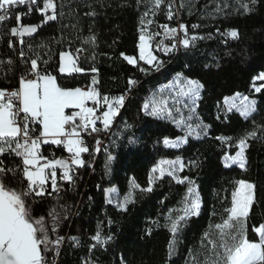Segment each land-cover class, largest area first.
I'll return each instance as SVG.
<instances>
[{"label": "snow or ice", "instance_id": "6c2138e0", "mask_svg": "<svg viewBox=\"0 0 264 264\" xmlns=\"http://www.w3.org/2000/svg\"><path fill=\"white\" fill-rule=\"evenodd\" d=\"M135 2L137 8L142 9L138 14V39L134 49V53L138 55H128L125 52L120 55L138 71L145 74L159 72L165 61L156 53L167 56L180 47L186 50L194 47L197 40L206 38L194 32L190 35V29L178 20L176 27L156 22L158 13H162L168 21H173L177 19L181 9L189 7L191 11L194 5L181 2L177 6L174 0ZM258 2L259 0H238V3L230 4L229 0H221L215 4L214 12L223 13L228 9L229 12L238 10L241 14H247L253 11ZM97 3L100 7L105 6L104 0H85L84 6L89 9L85 16L98 15L95 7ZM64 7V0H0V39L6 41L8 49L14 53L18 51L17 60L9 56L7 60H0V67L15 76V65H23L15 85L0 88V264H57L56 258L61 255L62 245L67 244L73 249L85 247L81 237L61 235L58 231L62 222L71 215V205L65 201L62 193L65 186L67 190H74L78 169L86 164L90 166V161L86 160L84 154L91 156L102 146L101 140L96 139L95 146L90 148L87 139L93 134L98 136L111 130L125 106L128 93L138 83L134 79H128L124 93L103 94L99 88L98 69L95 66L90 71L97 75H93L86 89L59 82L74 73L84 72L85 69L80 65L81 54L89 49L94 52L97 44V35L91 25L87 29L88 35L81 32L79 17L78 23L72 25V28L77 32L82 46L72 51L59 50L58 67L55 71L60 76L41 66H49L52 50L45 52L48 59L42 60L40 54L33 50L29 39L34 40L43 27L62 19L65 15ZM34 12L39 13V22L24 23ZM13 19L15 23L10 24ZM63 27L67 26H62L61 31ZM199 27L200 25L193 24L191 29ZM221 35L238 39L239 32L232 28ZM207 38H211V33ZM55 43L59 45L61 41L57 40ZM18 45H27L32 55H26L23 47L17 49ZM46 46L43 41L37 45L41 49ZM91 60L95 61V55H91ZM251 79L254 92L264 95V71ZM258 81L261 82L259 85ZM203 89L204 85L199 80L177 72L168 83L160 85L159 89L143 98L140 111L145 116L167 120L184 133L175 139L165 137L162 140L164 147L179 148L188 142L190 136L199 139L201 134L207 135L209 126L200 121L197 113V102L201 99ZM223 103L227 112L234 110L245 120L251 119L252 114L257 111L256 100L239 92L225 96ZM98 122L102 127L97 126ZM131 127L132 125L124 123L125 129ZM257 138L264 139V125L254 123L252 130H245L242 135L235 137V155L225 153L222 157L224 166L238 164L241 169H246V151L250 141ZM215 139L222 144H231L234 138L217 136ZM128 143L134 145L137 141L129 137ZM53 145L68 155L57 157L55 154L46 155L42 151L44 146ZM113 160L111 154L107 155L106 175L111 172ZM190 164L198 167L196 161H191ZM186 166L180 157L174 160L160 159L149 170L146 187H142L134 177L128 178V189L122 199L117 194V187L103 189L105 203L114 204L119 212H127L128 205L135 203V193L152 192L157 181L170 177L176 184L186 185V191L178 202L181 207L176 211L170 209L164 218L163 226L170 233L168 258L174 255L179 235L189 218L198 216L201 210L195 181L180 175ZM232 185L230 203L225 201L222 205L220 222L209 225V229L201 237L200 248L189 250V259L185 264H264V223L252 226L254 239L250 238L248 226L256 185L245 179H236ZM45 199H50L47 211L37 215L35 207ZM112 223L109 218L107 224ZM153 223L158 224L159 221ZM89 239L87 254L80 264H99L98 258L94 256L95 250H107V246L115 240V235L111 231L105 232L103 222H98ZM118 264H127V261L121 258Z\"/></svg>", "mask_w": 264, "mask_h": 264}, {"label": "trees", "instance_id": "16d2710c", "mask_svg": "<svg viewBox=\"0 0 264 264\" xmlns=\"http://www.w3.org/2000/svg\"><path fill=\"white\" fill-rule=\"evenodd\" d=\"M181 2L194 7H191V11L189 7L181 9L173 21H168L162 13H158L157 24L169 23L175 27L178 20L186 24L190 35L194 32L206 38L197 40L195 46L187 50L180 47L167 56L158 54L165 61L159 72L142 73L120 55L121 52L138 55L134 49L138 39V14L142 9L137 8L135 0H104V7L97 3L96 17L85 16L89 11L84 6L85 0H64V17L43 27L34 40L29 39L33 50L40 54L42 60L48 59L44 53L52 50L49 66H41L60 76L55 71L59 50L72 51L82 46L77 32L72 28V25L78 23L79 17L81 32L88 35L87 29L91 25L97 35V44L94 52L89 49L81 54L80 65L85 71L74 73L59 82L87 87L93 75H97L90 71L92 66L98 69L99 88L103 94H122L127 90L128 79L138 82L128 93L125 106L107 132L105 150L100 151L96 157L95 152L91 156L84 154L90 166L86 164L78 169L74 190H67L65 186L62 194L71 205V215L62 222L58 231L61 235L81 237L85 247L73 249L65 244L60 264H80L87 254L86 246L98 222H103L105 232L111 231L115 235V240L107 246V250H95L94 256L98 258L99 264H118L121 258L127 264H185L189 259V250L200 248L201 237L209 225L220 222L222 205L225 201L230 203L232 182L236 179H245L256 185L255 201L248 219L250 238H255V233L251 232L252 226L264 223V139L250 141L246 151V169L235 165L225 167L222 161L225 153H235V137L242 135L245 130H252L254 123L264 125V95L253 92L251 79L264 71V0H259L253 11L247 14H241L238 10L229 12L228 9L223 13L214 12L215 4L221 0H174L177 6ZM229 3L236 4L238 0H229ZM39 19V13L34 12L24 23H38ZM9 23L14 24L15 20ZM193 24L200 27L192 30ZM62 26L67 27L61 31ZM232 28L238 30V39L221 35ZM209 33L211 38H207ZM57 40L61 44L55 43ZM41 41L47 45L43 49L37 47ZM20 47L24 48L26 55H32L27 45H18L17 49ZM91 55H95L94 62ZM9 56L17 60L18 51L14 53L7 48L6 41L0 39V60H7ZM22 68L23 65L16 64V75L13 76L7 69L0 67V88L14 86ZM177 72L199 80L204 85L201 99L197 102V113L200 121L209 127L207 135L201 134L199 139L190 136L181 147L168 148L164 147L162 140L165 137L175 139L182 136L183 132L167 120L145 116L140 106L146 95L168 83ZM237 92L255 98L257 111L251 119L245 120L235 111L224 110L223 98ZM125 122L132 127L125 129ZM217 136H230L234 139L231 144H222L215 139ZM129 137L137 143L129 144ZM93 141V137L88 138L90 148L93 147ZM53 147L44 146L43 152L48 155L49 149ZM55 150L64 152L58 147ZM109 154L114 160L110 174L106 175L105 162ZM176 157H180L187 165L180 175L188 176L196 183L201 210L198 216L189 218L179 235L174 255L168 258L170 233L163 226L164 218L170 209L176 211L181 207L178 202L186 191V185H178L170 177L157 181L152 192L135 193V203L128 205L127 212H119L114 204L105 203L103 189L117 187V194L122 199L128 189L129 177H134L136 182L146 187L147 174L154 163L162 158L174 160ZM191 161H196L198 167H192ZM89 197L92 199L89 200ZM49 203L50 199L38 203L35 213H46ZM109 218L113 221L111 225L107 224Z\"/></svg>", "mask_w": 264, "mask_h": 264}, {"label": "built area", "instance_id": "2783aa9c", "mask_svg": "<svg viewBox=\"0 0 264 264\" xmlns=\"http://www.w3.org/2000/svg\"><path fill=\"white\" fill-rule=\"evenodd\" d=\"M177 26V25H176ZM175 26V27H176ZM182 35V34H181ZM157 55L159 54V55H164L163 53H156ZM164 56H166V55H164ZM89 106H91V105H89ZM97 125H100L99 124V122H98V124ZM107 133H104V132H102V133H100L98 136L96 135V134H93V139H94V141H93V147L95 146V140L96 139H99V140H101V142H102V146L100 147V149H102V152L105 150V148H106V146H107V142H106V138H107ZM87 142H88V139H87ZM57 146H55L54 145V147L53 148H50L49 149V152H48V155H51V154H55L57 157H66L68 154L66 153V152H62V153H60V152H57V150H55V148H56ZM42 151H43V148H42ZM94 153V152H93ZM61 247H64V245H62ZM49 259H52V257H49ZM57 259V264H60V262H61V257H57L56 258Z\"/></svg>", "mask_w": 264, "mask_h": 264}, {"label": "rangeland", "instance_id": "374dc122", "mask_svg": "<svg viewBox=\"0 0 264 264\" xmlns=\"http://www.w3.org/2000/svg\"><path fill=\"white\" fill-rule=\"evenodd\" d=\"M86 89V88H85ZM253 92H254V90H253ZM255 93V92H254ZM235 94V93H234ZM234 94H232V95H234ZM243 95H247V96H249V99H255L253 96H251V95H249V94H244V93H242ZM232 95H230V96H232ZM237 103H239V101H237ZM224 104V103H223ZM224 110L225 111H227V108H226V106L224 105ZM234 111V110H233ZM175 125V124H174ZM183 135H184V133H183ZM182 135V136H183ZM229 155V154H228ZM232 155H235V153L234 154H232ZM224 164V163H223ZM229 166H233V165H229ZM235 166H237V167H239V165L238 164H236Z\"/></svg>", "mask_w": 264, "mask_h": 264}, {"label": "bare ground", "instance_id": "6f19581e", "mask_svg": "<svg viewBox=\"0 0 264 264\" xmlns=\"http://www.w3.org/2000/svg\"><path fill=\"white\" fill-rule=\"evenodd\" d=\"M100 151H102V149H100L98 152H95V157L97 156V154L100 152ZM62 249H63V247H61V251H62ZM59 257H61V255L59 256Z\"/></svg>", "mask_w": 264, "mask_h": 264}, {"label": "crops", "instance_id": "0c3cea01", "mask_svg": "<svg viewBox=\"0 0 264 264\" xmlns=\"http://www.w3.org/2000/svg\"><path fill=\"white\" fill-rule=\"evenodd\" d=\"M82 88H86V87H82ZM102 127V126H101Z\"/></svg>", "mask_w": 264, "mask_h": 264}]
</instances>
